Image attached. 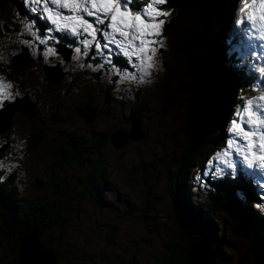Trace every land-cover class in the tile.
<instances>
[{
	"label": "rangeland",
	"instance_id": "rangeland-1",
	"mask_svg": "<svg viewBox=\"0 0 264 264\" xmlns=\"http://www.w3.org/2000/svg\"><path fill=\"white\" fill-rule=\"evenodd\" d=\"M21 2L23 4L28 2L32 7H27L26 13H22V18H26L24 19V22H27L29 19L35 22L41 18H45V14L43 13V4H36L34 0H21ZM0 3H3L2 0H0ZM135 3L138 5L137 1H135ZM6 4L7 7H5ZM5 5L0 8L1 24L7 21L9 19L8 17L14 13L13 10L15 7H13L7 1L5 2ZM137 7L138 6L133 8ZM33 8L38 10L33 11ZM169 11L171 14H175V16H172L175 17L174 24L172 25L173 28L170 29L169 31L171 32L166 33L167 36H164L165 38H163V43L165 46L158 52L156 56V66L149 70L150 75L143 76V80H141V76L143 75L142 73L133 68L128 61H122L120 59L121 55L114 54L115 57L112 58V64H106L107 69L102 73V76H104L106 80L109 79V82H112V86L107 93V103L102 111H99L100 113H93L92 116L86 115L85 119L81 116H78L77 110H74L71 118L67 119L66 128H63V130L67 131L76 127L83 133L88 131L89 128L93 127L95 130L100 132L109 130H120L121 132L120 137H118L116 134L110 133V138L114 137V140L108 147H104V154H101L102 159L105 161V163H107L108 166L107 172L109 179L113 180V182L110 183V191L108 189L106 192L105 189H102V187L96 183L95 175L93 173L90 175L87 164L91 166L94 158L97 156L92 146L93 138L88 134L86 135V138H84L85 145H91V147L89 146L88 150L81 154V158H87L88 160L81 161L78 166L75 162H72L70 166H65L61 170L56 169L55 171V173L59 175L66 174V177L68 178L72 176L73 181L75 179V182H78L80 178L85 177L88 173V176L85 179L78 183L73 182L74 186L71 187V189H75L74 194L80 191L86 192L81 197V201L79 199L72 201L74 208L79 207L81 204L84 212L80 213L77 217L74 212H66L65 214L72 220L75 219L76 225H81L82 230L88 228L89 230L93 231L94 235L89 236L87 232L80 234L77 229L75 231H71L67 228L70 227V225H67L66 221L63 223L62 234L58 233L57 227H55L53 232V236H56L55 243L58 246L60 253L66 252L67 249L72 251L73 255L68 254V256H66L68 259V264L74 263L75 259L78 261L82 258L80 254L81 247H87L92 250H98V248H101L102 245L100 241L103 240L106 242V239L103 236L105 231H108L109 235L114 238L115 246L113 247V251H124L130 254L135 246L140 247V252L134 255L135 264H150L148 261L150 255L162 250L165 244L169 242L181 243L182 247H187V252H189L190 248L195 244L191 243L185 238H181L179 233L180 229L175 224L174 218H172L173 203H179L181 200L180 193H178V191L176 192L175 190L177 197L175 195L173 196L172 193L174 190L173 183L175 180L173 171L176 167L177 156L179 153L178 149L181 150L180 146L182 145L183 141L181 136L178 137L179 133L175 132V136H177L176 138L178 139L176 140L175 138L169 142L170 139H168V135L170 134L171 136L172 133L168 132L167 128L170 126V122L172 121L171 119H167L160 112H157L159 106H164L163 103L159 101L161 95L165 91V87L162 84H155V81L161 82V78L166 74V69L161 67L160 63L162 65H167L172 74L176 73L177 54L174 48V41L180 37V32L182 31V34L188 38L191 37L193 33L197 32V29L190 11L187 10L181 12L179 8L175 9V11L172 9ZM161 18L163 19L167 17ZM13 19L11 21L19 29L16 31V34L29 33L27 25L20 23L17 17H14ZM240 20L241 19H239V21ZM239 21L238 26L240 32H247L248 35H258L257 33L252 32L250 26L241 24ZM42 23L47 26L46 31L53 32V34L56 35L54 32V27L51 23H49V21L45 22L42 20ZM181 27H183V29H181ZM50 28H52L53 31H49ZM67 38L70 37L66 35V38H63L64 43H66ZM44 40L45 37L41 39V41ZM41 41L40 43L33 44L36 48L40 46L38 51L37 49H34L32 52L34 60L27 61L25 52L19 54L17 57L16 55L12 56L14 55L13 53L22 51L20 45H18L16 42H13L11 39H8L6 33H3V36H0V79L12 84L11 92L14 95V98L11 99L12 103L19 102L18 109L16 108L18 104L12 107V109L14 108L13 112H16V115L13 118V120L15 119L14 122H16V119H18V117L22 116L23 114L25 117L29 118L32 117L29 112H41L42 109L39 108L40 104L43 101L45 102V100H51V98L55 96L54 93L50 91V86L52 87V85L55 84L53 80L58 81L64 76H66V85L67 83L69 84L67 90L71 94V96L68 98L69 101H67V110L73 108L74 105L78 107V110H81V104L84 102L83 100H80L79 96L82 88V76L83 74H87L92 66L86 64L83 66V68H79L78 65L81 66V60L80 57L75 58L77 56L75 50H72L71 53L65 51L61 56L58 54L47 56L46 59L45 53L48 51V49L42 48L44 43ZM194 42L196 44L204 45V41L200 35L194 36ZM217 43L218 42H216V44ZM260 43L263 44V42ZM211 44L213 45V42H211ZM222 44L223 57L226 56L230 61H232L230 64L225 61L224 66H222L223 69L221 68L223 71L226 69V73H228V69L232 70L235 62L239 60L238 63L240 66H242L244 76L247 77L248 75L247 67L252 68L261 74L259 62H257V64L255 62L254 55L257 54L256 50H244L245 47L256 48L257 46L255 41H253L252 44H248L247 42L242 43V53H240V50L235 46L231 47L225 39L222 40ZM74 46L78 47L79 45ZM6 50L8 51V54L4 52ZM191 50L193 52V49ZM215 51L218 53L219 50L216 49ZM117 56L118 63L115 67L119 69L118 65H121L122 72L127 70L129 73H134L137 77L136 80H122L121 76L115 73V69H113L112 65H114L113 62H115ZM100 57L104 63L105 58L98 54L95 57V62L98 61ZM55 59H59L63 65L58 67L54 63ZM45 60H47L48 66H53V68L58 67L56 69L50 70L48 75H46L50 80H47L44 76L45 73L42 75L39 70V73L33 72V69L38 68L40 64L45 63ZM12 64L17 66L19 69L12 68ZM32 65L37 67H32ZM43 67L44 66H42V68ZM195 68L193 69V73L191 75L192 79L190 78L189 81V83L194 81L193 86L190 88V91L187 92V98L189 99V102L187 106L185 104H181L180 108L178 109V111H182L184 121L186 114H188L190 110L193 111L195 108L194 101L192 104V101L190 102L192 99V93L200 94V98L197 100V102L199 104L201 103V100H203V102L201 106H197L200 108L199 110L202 109L203 112L207 108L208 101L210 99L209 93H213L214 98L219 94L216 79H214L213 76L208 75V73L205 74L201 67L200 69L199 67L196 69ZM37 74L42 76L38 77ZM178 78L179 75L177 76V79ZM261 79V82L258 80L250 82L249 85L254 90L252 94H249L247 97L244 96L243 102L241 101L240 105L237 107V110H233V120L239 118L238 113L246 105L249 99H253L259 97L261 94H264V73L261 75ZM114 85H116V88H114ZM129 94H136L138 100L135 101V98H133L131 104L122 105V103L126 102L125 95L131 97ZM100 96L101 93L99 92L92 94V97L96 100H98ZM23 99H26L27 101ZM118 99H121L122 103L120 102V105L122 106L118 105ZM140 100L145 104V108L143 110L139 126L142 128V125L145 123H151L148 131L146 128H143L144 131H147L146 135L143 137H141L142 135H139L137 128H133V125H131L132 121L129 120L130 116L133 117L134 107L137 102H140ZM6 101L9 100H5L3 102V107H0V109L9 107L8 112L6 113L4 111L6 114L3 113L1 115V117H5V119L0 117V130L2 132H4L6 129L7 119L10 116L11 104L6 107V104L9 103H6ZM24 102L26 103L24 104ZM28 103L32 106H28ZM219 110L220 107H218V111ZM189 119L191 121L194 119V115H192V113ZM17 121L19 122L15 123V127L12 129V140L9 141V144L3 143L0 146V164H2V166H0V172H4V175L7 176L10 173H14V176L12 177V183L18 189L21 195L33 196L35 194V190L32 187V182H35L39 186V189L36 193H44L46 196L51 198V195L47 192V185L45 181L47 172L46 167L49 165L52 158L44 151L45 146H43L42 149L41 147H37L36 151L28 152L26 150V140L24 133L27 132V126L25 123H23V120ZM36 125L39 126L37 123ZM230 127L231 122L228 123L227 126L224 125L223 128V132L228 138V141L234 138L233 133L229 131ZM20 129H22V133L20 132ZM34 129L35 128H32V131H34ZM186 129L187 124L185 125V130ZM163 131H165V136L162 139L161 137H163ZM182 132L183 127L181 128L180 133ZM124 134H129V137L125 138L126 140L122 139V135ZM158 139L159 141H162L161 144L160 142H155ZM225 141L226 139L224 140V143H220L212 151V153L205 157L202 164V170L199 173H195V180L192 179L194 185L197 184L199 191L202 192L205 189L202 184L203 177H208L209 181L215 185L221 184V182L230 181L232 182L230 184L234 188L237 185L238 187L236 188L242 187L245 189V193L250 198L251 210L260 213L259 199H264V179H262L264 177V170L256 166L249 168L246 162H244L243 157L237 155L235 151L230 150L228 148V141L227 143ZM1 142L2 140H0V143ZM47 142L48 141L45 139L46 146L48 145ZM226 151H231L232 153L225 159L229 160L233 167H229L228 164L221 163V161L217 159V154H223ZM173 154L175 155L173 163L171 166H169V161H172L171 157ZM152 159H156V165L154 169L148 166ZM216 164H220V167H224L222 173L218 172ZM134 165L144 166L143 170H145V175L141 176L142 184H139L136 179L134 180V177H137V175L130 176L128 173V168L133 167ZM221 174L230 176V178H220ZM187 176H189V173H187ZM79 185H81L80 188ZM95 185L99 192L96 191ZM146 188L148 189L147 193L144 192ZM114 189L115 191H112ZM100 197L103 199H100ZM116 197L123 203L130 202L127 211L124 209L125 205L123 208H117L116 210L111 209L109 204L111 202L113 203V201L117 199ZM255 197L257 198L256 208L253 202L255 201ZM94 200L101 201L102 204L106 205L99 206ZM178 210L180 211L181 209L179 208ZM140 215L141 218L138 217ZM239 215H241V213L238 212V216ZM216 217H218L217 221L219 225L221 223L223 224V231L227 235L221 236L226 241L225 242L223 240V245H229L232 251V257L227 258L224 264H239L237 258L243 255L245 247V244H242L241 241L246 243L248 241L246 238H241L233 233L232 228H237L239 224L237 221L232 219V222L230 221V224H227L226 222L224 223L220 220L223 218L225 221V214H217ZM240 225L244 224L241 223ZM20 227L21 225L11 224L7 225L3 231L5 233V229L10 232L13 230H22ZM106 227H110L111 230H108ZM148 228H152V231L150 230L148 232ZM245 228L246 227H242L240 234L241 236L245 234L243 232V229ZM246 233L247 236L250 235L249 229H247ZM83 238L89 239L91 244H84ZM3 241L4 240L0 241V244H2ZM112 253L114 252L111 251V247L109 246L106 250L102 251V255H106V257L110 256ZM77 256L80 258L78 259ZM10 257L11 254L8 255L6 250L0 249V261H4ZM242 264H245L243 260Z\"/></svg>",
	"mask_w": 264,
	"mask_h": 264
},
{
	"label": "trees",
	"instance_id": "trees-1",
	"mask_svg": "<svg viewBox=\"0 0 264 264\" xmlns=\"http://www.w3.org/2000/svg\"><path fill=\"white\" fill-rule=\"evenodd\" d=\"M4 1L9 2V4L15 8L13 10L14 13L8 17L9 19L3 24L0 23V36H3V33H6L8 39H11L18 45H21V43L24 44V42L16 34L17 27L11 20L14 17H17L19 21H24L26 18H22V13H26V8L31 6L28 2L23 4L21 0ZM5 2L3 5H0V8L5 5ZM244 3L245 0H167V2L163 5V9L168 11L170 9L175 11L177 8H179L181 12L187 10L190 11L197 29V32L193 33V35L188 38L182 34V31L180 32V37L174 41V48L177 54L176 73L172 74L169 67L166 65V74L161 78V82L155 81V84H162L165 87V91L161 95L159 101L162 102L164 106H159L157 112H160L167 119H171L173 122H170V126L172 127L169 126L167 128L168 132L172 133L171 136L170 134L168 135V139H170L169 142L177 137L175 136V132L179 133L178 137L181 136L183 141L180 146L181 150L177 148L179 153L177 156L176 167L173 171V175H175L173 185L176 192L178 191V193H180L181 198V200L179 199V203H173L174 205L172 206L173 211H175L174 213L177 215H175L176 217L174 220L175 224L179 228L183 226V228L187 230V234L195 240V243L199 241L201 237H206L208 239L209 246L213 250L214 262L212 264H224L227 258L232 257L230 246L223 245V240L225 241V239L221 236L226 235V233H224L222 227L223 225H219L217 221L218 217H216V215L218 213L221 214V212L226 215L225 221L223 218H219L224 223H227V221L232 222L231 219H234L237 223L245 221L249 224L250 235L247 236V238L241 237L246 238L248 241L247 243L241 241L242 244H245L242 255L244 256L243 261L245 264H255L257 261L260 262L259 264H264V199H259L260 213H257V211L254 212L251 210L250 198L245 193L244 188H236L238 187L237 185L234 188L230 184L232 182H221V184L215 185L211 183L207 177H203L202 184L205 189L200 192L198 185H194L192 180H195V173H199L202 170V164L205 157L212 153V151L220 143H224L225 139V142L227 143L228 138L223 132L224 125L227 126L228 123L233 120V110H237L241 101L243 102L244 96L247 97L249 94H252L254 89H252L249 85L250 82L255 80H258L259 82L262 81V74H259L255 70L248 67V75L247 77L244 76L242 66L238 63L239 60L235 62L232 70L228 69V73H226V69H224V71L222 70V66H224L225 61L229 64L232 62L226 56L223 57L222 40L225 39L231 47H234L233 43L239 38L237 34L239 29L235 24L238 25L239 19H244V12L241 11L244 8ZM5 7H7V4ZM172 16H175V14H171L167 18H163L166 19V23L163 28V38H165L167 36L166 33L171 32L169 30L173 28L172 25L174 24L175 17ZM42 20L48 22L46 18H41L35 22L31 20L33 22L31 25L32 27L34 26L40 39L48 36L47 43H52L53 45L55 43L57 52L62 54V52L66 51V49L73 50L74 48L75 50L77 47L74 45H79L78 47H81L80 41L85 37H73L66 32H58L55 30L54 32L56 35H54L53 32L52 35L48 34V31H46L47 26L42 23ZM181 29H183V27H181ZM243 33L245 34L243 43L248 42V44H250V42L253 41V36L248 35L247 32ZM66 35L70 38H67L66 43H64L63 38H66ZM195 35H200V37L204 40V45L196 44L194 42ZM211 42H213V45ZM216 42L218 43L216 44ZM241 45L242 33L241 44H236V47L240 50V52H242ZM191 49H193V52ZM216 49L219 50L218 53H216ZM4 52L8 54L7 50ZM23 52L24 49L20 52L13 53L14 55L12 56L17 54L19 55ZM26 56L27 61H30L27 54ZM95 57L96 56H92L89 53L87 56L80 57L81 61H86L87 64L92 66L87 74H83L82 76L81 84L86 88L85 100H83L84 105L81 104V110H78L76 105L73 106V108L77 110L78 116L85 119L86 115L92 116L94 111H102L107 103V93L111 88L109 82L104 76H102L104 70L107 69V65L104 63V67H99V65L103 64V62L99 60L95 62ZM197 64L201 66L202 71L205 74L214 71L213 75L214 79L217 81L218 93L220 95V110L218 111L214 124L209 125L203 134L196 138L194 143L189 146L188 138H186L187 129L185 130L187 121L185 118V123L182 111H178V109L181 104H185L187 106L189 102L187 92L193 86L194 82L192 81L189 83V81L190 78L192 79L191 75ZM12 65V68L19 69L14 64ZM82 65L84 66V64L81 63V66L78 65V67L82 68ZM49 67V70L55 69L53 66ZM178 75L179 78L177 79ZM44 76L47 80H50L46 75ZM53 82L55 84H53L52 87L50 86V91L54 93L55 96L51 98V100H45L44 102V105L49 107L48 113L45 111L44 106H40L39 108L42 109L41 112H29L30 115H32V117L29 118L25 117L23 114L16 119V122H14L15 119L13 120V118L15 117L16 112H13L4 132L0 130V140H2L0 146L3 143L9 144V141H11L13 137L12 129L15 127V123L19 122L17 120H23V123L27 126V132L24 133L26 150L28 152L36 151L37 147H41L42 149V147L45 146L44 151L52 158L51 162L46 167L47 172L45 181L47 185V192L51 195V198L46 196L44 193H36L39 186L35 182H32V187L35 190V194L33 196L21 195L12 183L14 173H10L7 176L4 175V172H0V241L4 240L3 243L0 244V249L6 250L8 255L11 254L10 258L0 261V264H16L18 253L17 249L20 244V239L27 234L35 235L38 243L43 244L45 247L54 252L56 256L55 264H68L66 256H68V254L73 255L72 251L67 249L66 252L60 253L58 246L55 243L56 236H53L55 227H57L58 233L62 234L63 223L65 221L67 225H70V227L67 228L71 231H75L77 229L80 234L87 232L89 236L94 235L93 231L88 228L82 230L81 225H76L75 219L72 220L65 214L66 212H74L77 217L80 213L84 212L81 204L79 205L81 209L79 207L74 208L72 201L78 199L81 201V197L86 192L80 191L74 194L75 189H71V187L74 186L73 182H75V179L73 181L72 176L68 178L66 177V174L59 175L55 173L56 169L61 170L65 166H70L72 162H75L78 166L81 161L88 160L87 158H81V154L84 151L86 152L89 146L91 147V145H85L84 138H86L87 134L93 138L92 146L97 156L94 158L91 166L87 164L90 175L92 173L95 175L96 183L99 186L103 185V187L109 188V183L113 182V180L109 179L107 172L108 166L102 159L101 154H104V147H108L111 143L110 133H117L118 137H120V130L100 132L95 130L93 127L89 128L88 131H85L86 134L79 131L76 127L67 131L63 130V128H66L67 119H70L73 115V108L67 110V101L69 100L66 98V95L70 94L67 90L69 84L67 83L66 85V76L62 77V79H59L58 81L53 80ZM98 92L101 93V96L98 100H96L92 97V94H96ZM129 95L131 97L125 95V103H122L121 99H118V105H120V102L122 105L131 104L133 98H135V101L138 100L136 94ZM8 102L12 103V100L6 101V103ZM16 103L18 104V109L19 103ZM8 104L6 105L8 106ZM144 108L145 104L140 100V102H137L134 107L133 117H129V120L132 121L131 125H133V128L138 129L139 135H142L141 137L146 135L151 124L145 123L142 125V128L139 126ZM36 123L39 124V126H37ZM182 127L183 132L180 133ZM32 128H35L34 131H32ZM143 128H146L147 131H144ZM20 132L22 133V129H20ZM122 136V139H125L129 137V134H124ZM162 136L163 137L161 138L163 139L165 131H163ZM45 139L48 141L47 146L45 145ZM177 139L178 138H176V140ZM155 142H160L161 144L162 141H159L158 139ZM174 156L175 155L173 154L171 157L172 161H169V166L172 165ZM155 165L156 159H152V161L148 164V166L152 169L155 168ZM216 166L218 168V172L222 173L224 167H220V164H216ZM143 168V165H134L133 167L128 168L130 176L137 175V177H134V180L136 179L139 184H142L141 176L145 175V170H143ZM187 173H189V176H187ZM87 176L88 173L85 177L80 178L78 182L82 181ZM81 185H79V188ZM194 189L198 191V196L203 193L204 197L202 199L198 197H194L192 199ZM96 191H98L97 188ZM144 192L147 193L148 189L146 188ZM98 202L99 206L104 205L100 201ZM253 202L256 208V197ZM129 203L130 202L123 203L119 199H116L109 205L113 210L123 208L125 205L124 209L127 211ZM179 208L181 209L180 211L178 210ZM44 209H51V212L48 213L49 215L45 216L46 221L44 220V215L42 220L40 216L43 214ZM238 212L241 213V215L238 216ZM138 217L141 218V215ZM11 224L21 225L20 229L22 230H13L10 232L5 229L4 233L3 229L7 225ZM106 228L111 230L110 227ZM103 236L105 237L106 242L101 240L100 242L102 247L98 248V250L81 247L80 254L92 256L91 261H77L75 259L72 264H98L101 262L99 258H106L101 254V252L106 250L108 246L111 247V251L114 252L112 254L121 256L124 251H113L115 241L114 238L109 235L108 231H105ZM83 243L90 245L91 241L87 238H83ZM175 248L176 247H173V249ZM186 248V246L182 247L185 262L189 253ZM140 250L139 246H135L129 254V257L133 258V255L139 253ZM77 257L78 259L80 258L79 256ZM117 262H119V260H117Z\"/></svg>",
	"mask_w": 264,
	"mask_h": 264
},
{
	"label": "snow or ice",
	"instance_id": "snow-or-ice-1",
	"mask_svg": "<svg viewBox=\"0 0 264 264\" xmlns=\"http://www.w3.org/2000/svg\"><path fill=\"white\" fill-rule=\"evenodd\" d=\"M43 4L45 18L58 32H66L73 37H85L81 47L75 52L79 58L87 56L88 50L95 48L96 54L103 56L105 64H112L114 54L126 57L133 68L143 76L156 66V56L163 43V26L170 11L162 9L167 0H143V7L133 8L135 0H34ZM52 5L54 7H50ZM33 11L38 9L33 8ZM244 19L241 24L250 26L264 40V0H245ZM91 18V19H89ZM31 30V29H29ZM49 31H53L52 28ZM103 41V42H102ZM44 43L45 41H41ZM56 55L49 48L45 57ZM83 66V65H82ZM104 67V64L99 65ZM122 80H136L134 73L121 72L112 65ZM260 71L264 73V68ZM12 84L0 79V107L5 100L14 98ZM264 94L249 99L238 113V119L231 121L229 131L234 138L228 141V148L243 157L249 168L256 166L264 170ZM231 151L217 154L221 163L233 167L226 157ZM2 166V164H0Z\"/></svg>",
	"mask_w": 264,
	"mask_h": 264
},
{
	"label": "flooded vegetation",
	"instance_id": "flooded-vegetation-1",
	"mask_svg": "<svg viewBox=\"0 0 264 264\" xmlns=\"http://www.w3.org/2000/svg\"><path fill=\"white\" fill-rule=\"evenodd\" d=\"M135 1H137L138 2V5L134 2L131 6L132 7H136V6H138V7H143V0H135ZM164 5V4H163ZM163 5H159V7L160 8H162L163 9ZM50 7H52L51 5H49ZM24 23L25 25H27V27H28V29H31V30H29V33H27V34H17L18 35V37L24 42V44H21L20 45V47H22V48H24V49H26V51H27V55H28V57H29V59L30 60H34V57H33V55H32V52H33V50L34 49H37V51L40 49V46L38 47V48H36L33 44H36V43H40V41H41V39L38 37V35H37V32L35 31V28H34V26L32 27V25L31 24H33V22L30 20H27V22H24V21H20V23ZM19 29H18V27H17V30L16 31H18ZM48 34H51L52 35V32H48ZM237 34H238V39L237 40H235V43L236 44H241V33H240V30H238L237 31ZM47 35V34H46ZM47 40H48V36H46L45 37V42H44V44H43V46H42V48H47V49H49V48H51V49H54V51H55V53L56 54H58V55H62L61 53H59V52H57V49L55 48V43H54V45L52 44V43H47ZM103 42V41H102ZM82 48V52L84 51V49H83V46L81 47ZM72 50V49H71ZM73 50H74V48H73ZM62 53H64V51L62 52ZM88 53L89 54H91L92 56H97V54H96V51H95V48L93 47L91 50H88ZM116 55H118V54H116ZM18 56V54L16 55V57ZM80 57H84L83 55H81ZM113 57H115V55H113L112 57H111V59L113 58ZM39 58V57H38ZM47 59V58H46ZM120 59L122 60V61H125V62H127L128 60L126 59V57H123L122 55L120 56ZM100 61H102V59H101V57H100V59H99ZM45 63H43V64H40V66L38 67V68H34L33 69V72L34 73H39L38 72V70L42 73V75H43V73L45 72V68H50L48 65H47V60H45L44 61ZM54 63L58 66V67H61L63 64L61 63V61L59 60V59H55L54 60ZM81 63H83L84 64V66L87 64V62L86 61H81ZM114 63V65L115 66H117V63H118V56H117V58H116V60H115V62H113ZM104 64V63H103ZM160 65H161V67H164L165 69H166V65H162L161 63H160ZM42 66H44L45 68H42ZM32 67H37V66H35V65H32ZM83 68V67H82ZM118 68L121 70L122 69V67H121V65H118ZM24 69V68H23ZM42 69H43V71H42ZM121 72H122V70H121ZM38 75V74H37ZM42 75H38V77L39 76H42ZM45 75V74H44ZM108 82H109V79L107 80ZM86 83V82H85ZM109 84H110V87L112 86V82L110 83L109 82ZM114 88H116V85H114ZM85 92H86V88L85 87H83L82 86V88H81V91H80V93H79V96H80V100H85ZM71 95L70 94H67L66 95V98H69ZM65 98V99H66ZM19 103V102H18ZM29 104V103H28ZM29 106H32L31 104H29ZM40 106L42 107V106H44V108H45V111L48 113V111H49V107H47L46 105H44V101L40 104ZM39 106V107H40ZM74 108L72 109V112L74 113ZM100 110H98V111H94V113H98ZM208 178V177H207ZM194 180V179H193ZM226 182H230V181H226ZM101 187H102V189H105L106 190V192H107V190L109 189V191L111 190V188H110V183H109V188H106V187H103V185H101ZM98 190V189H97ZM175 188H174V190H173V193H172V195L174 196H176V193H175ZM112 191H115V189L114 190H112ZM214 192V191H213ZM177 197V196H176ZM194 197H198V198H200V199H202L203 197H204V194L202 193L201 194V196H198V191H196V189H194V192H193V195H192V199L194 198ZM101 199H103L102 197H100ZM117 198V197H116ZM118 199V198H117ZM95 201V203L96 204H99V202L98 201H96V200H94ZM101 202V201H100ZM112 203V202H111ZM110 203V204H111ZM104 205H106V204H104ZM174 205V204H173ZM230 206V205H229ZM80 208V207H79ZM81 209V208H80ZM173 210V209H172ZM49 212H51V209H44V212H43V214L42 215H40L41 216V220H42V217H43V215H44V220H45V216H48L49 214ZM175 211H173V216H172V218H174L175 219V217L177 216L176 215V213H174ZM219 214V213H218ZM221 214H224V213H222L221 212ZM176 215V216H175ZM232 220V219H231ZM46 221V220H45ZM227 224H230V221H227ZM223 224L221 223V226H222ZM179 226H181V225H179ZM223 227V226H222ZM180 229V236H181V238L182 239H187V240H189L190 242H191V240H192V243H195V240H193L192 239V237L191 236H189L188 234H187V232H186V229L185 228H183V226H181V228H179ZM148 230V232L151 230L152 231V228H148L147 229ZM197 240V239H196ZM173 247H176L175 249H173ZM66 249V248H65ZM101 254H102V252H101ZM81 256H82V258L79 260V261H81V260H87V261H91V258H92V256H90V255H82L81 254ZM185 256H186V254H185ZM105 257H106V255H105ZM184 252H183V250H182V245H181V243H175V244H173V242H169V243H167V244H165V246H164V248L162 249V250H160V251H158V252H156V253H154V254H152V255H150V257L148 258V261L150 262V264H188L187 262H185V260H184ZM104 258V257H103ZM103 258H99V260L101 261L100 263H98V264H135V262H134V255H133V258L131 257H129V254L127 253V252H123L122 254H121V256H117V255H114V254H111L110 256H108V257H106L105 259H103ZM117 260H119V262H117ZM214 260V259H213ZM214 262V261H213ZM212 262V263H213ZM259 262V261H258ZM211 263V264H212ZM260 263V262H259Z\"/></svg>",
	"mask_w": 264,
	"mask_h": 264
},
{
	"label": "water",
	"instance_id": "water-1",
	"mask_svg": "<svg viewBox=\"0 0 264 264\" xmlns=\"http://www.w3.org/2000/svg\"><path fill=\"white\" fill-rule=\"evenodd\" d=\"M2 2L3 3L2 4L0 3V5H3L5 1L2 0ZM23 49L24 48L21 47V50H23ZM66 51L70 52V53L72 52V50H69V49H66ZM24 52L27 54L26 49H24ZM45 75H47V74H45ZM208 75H211L214 77L213 73L208 72ZM189 91H190V89H189ZM215 100H216L217 107H219V105H220V95L219 94L217 97H215ZM9 104H11V106H12L14 104V102L9 103ZM14 106H16V105H14ZM14 106H12V107H14ZM12 107L10 108V116H11L13 109H14V108L12 109ZM2 109H0V112ZM10 116L7 119V123L10 120ZM87 120H89V119H87ZM204 131H197L195 129L194 131L192 130L191 134H190V122L187 121L186 138H188L189 146H191L194 143V141L196 140V138L200 137ZM113 134H115V133H113ZM116 135H117V133H116ZM113 140H114V137L110 138L111 142H113ZM241 223H243L244 225H240ZM241 223L238 224L237 228H232L233 233L240 236V237H246L247 238L246 231H247V229H249V225L245 221H242ZM242 227H246L245 229H243V232L245 233L243 236L240 235ZM17 250H18V253H17L16 264H55V262H56V256H55L54 252L51 249L45 247L43 244L38 243L35 235L27 234V235L23 236L20 239V244H19ZM243 259H244V256L237 258V260L240 264H242ZM186 262L188 264H211L213 262V250L210 248L208 239L206 237H201L200 240L197 241L190 248L189 253H188V257L186 258ZM256 263L259 264L258 261Z\"/></svg>",
	"mask_w": 264,
	"mask_h": 264
},
{
	"label": "bare ground",
	"instance_id": "bare-ground-1",
	"mask_svg": "<svg viewBox=\"0 0 264 264\" xmlns=\"http://www.w3.org/2000/svg\"><path fill=\"white\" fill-rule=\"evenodd\" d=\"M197 67H199V69H200V65H197L196 66V68ZM55 69L56 68H58V67H54ZM195 68V69H196ZM259 68V67H258ZM49 69L48 68H45V74H47L48 75V73H49ZM194 74H195V72H194ZM209 86V85H208ZM208 89H210V88H208ZM191 91H192V89H191ZM209 95H210V99H209V101H208V105H207V108L204 110V112H203V110L201 109V110H199L200 108L198 107V106H201V104H202V102H203V100H201V103L199 104L198 102H197V100L200 98V94L199 93H192V99H191V101L193 102L194 101V104H195V108H194V110L192 111V110H190L189 111V113L188 114H186V121H189L190 122V134H191V131L193 130H197V131H204L209 125H212V124H214V122H215V120H216V118H217V115H218V107L216 108V100H215V98H214V96H213V93H209ZM23 100H26V99H23ZM22 100V101H23ZM27 101V100H26ZM191 102V103H192ZM206 102V101H205ZM26 102H24V104H25ZM17 103L16 102H14V104L12 105V106H14V105H16ZM198 105V106H197ZM11 106V107H12ZM8 109H9V107H7V108H3L2 110H1V112H0V117H1V115L3 114V113H7L8 112ZM193 109V108H192ZM5 111V112H4ZM202 112V113H201ZM5 113V114H6ZM191 113H192V115H194V119L191 121L190 119H189V117H190V115H191ZM216 116V117H215ZM2 119H5V117H1ZM198 121H199V123H198ZM189 129V128H188Z\"/></svg>",
	"mask_w": 264,
	"mask_h": 264
},
{
	"label": "clouds",
	"instance_id": "clouds-1",
	"mask_svg": "<svg viewBox=\"0 0 264 264\" xmlns=\"http://www.w3.org/2000/svg\"><path fill=\"white\" fill-rule=\"evenodd\" d=\"M203 167V166H202Z\"/></svg>",
	"mask_w": 264,
	"mask_h": 264
}]
</instances>
